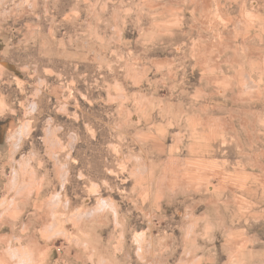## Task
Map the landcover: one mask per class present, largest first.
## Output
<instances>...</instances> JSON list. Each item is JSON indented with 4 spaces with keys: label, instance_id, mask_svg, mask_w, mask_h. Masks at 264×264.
<instances>
[{
    "label": "rangeland",
    "instance_id": "obj_1",
    "mask_svg": "<svg viewBox=\"0 0 264 264\" xmlns=\"http://www.w3.org/2000/svg\"><path fill=\"white\" fill-rule=\"evenodd\" d=\"M0 264H264V0H0Z\"/></svg>",
    "mask_w": 264,
    "mask_h": 264
},
{
    "label": "bare ground",
    "instance_id": "obj_2",
    "mask_svg": "<svg viewBox=\"0 0 264 264\" xmlns=\"http://www.w3.org/2000/svg\"><path fill=\"white\" fill-rule=\"evenodd\" d=\"M189 178V177H188Z\"/></svg>",
    "mask_w": 264,
    "mask_h": 264
}]
</instances>
